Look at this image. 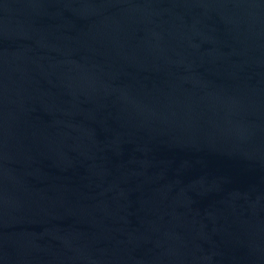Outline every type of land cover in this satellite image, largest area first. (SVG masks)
Instances as JSON below:
<instances>
[{"label":"water","instance_id":"95a60500","mask_svg":"<svg viewBox=\"0 0 264 264\" xmlns=\"http://www.w3.org/2000/svg\"><path fill=\"white\" fill-rule=\"evenodd\" d=\"M0 264H264V0H0Z\"/></svg>","mask_w":264,"mask_h":264}]
</instances>
